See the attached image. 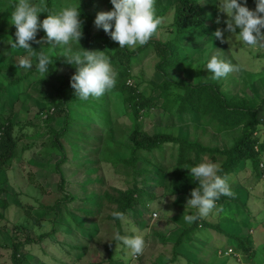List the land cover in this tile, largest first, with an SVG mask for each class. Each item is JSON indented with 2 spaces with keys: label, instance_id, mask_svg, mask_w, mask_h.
<instances>
[{
  "label": "trees",
  "instance_id": "trees-1",
  "mask_svg": "<svg viewBox=\"0 0 264 264\" xmlns=\"http://www.w3.org/2000/svg\"><path fill=\"white\" fill-rule=\"evenodd\" d=\"M118 4L129 26L144 36V44L134 50L127 49L123 42L111 39L109 35L93 32L94 14L88 9L87 2H82L74 9L57 12L53 0H47L46 16L58 18L65 28L79 33V40L83 46L75 49L76 51L72 50L76 57L78 55L76 53H82L73 67L74 76L71 74L68 79L61 81L53 94L44 96L43 106L34 105L36 107L34 116L39 123L45 124L62 118L60 128L48 127V133L51 135L50 144L61 154L56 163V170L62 175L60 189H63L66 181L62 165L70 159V151L71 158L79 167L84 166L88 173L82 181L84 186L94 182L105 185V180L101 176H91L98 170L94 166L96 158L91 157V152L98 158L102 154L103 159L107 160L105 154L109 148H112L114 156L108 158V161L122 174L130 175L131 179L126 181L127 184L123 188H103L98 191L86 188L82 198L84 204L76 208H71L69 202L79 197L67 192L63 199L51 206V209L56 213L54 220L59 215L58 210L63 209L67 228L70 230H62L53 220L50 231H44L35 237L25 231V225H16L15 228L21 235L16 234L7 247L10 250L11 263L32 264L33 255H30L27 246L38 244L44 248L43 245L48 242H59L58 249L67 256L85 255L91 241L99 232L101 220L103 226L106 227L108 224L113 232H118L119 235L124 231L122 219L133 208L142 207L148 211L150 203L157 198L156 192L150 190L148 186L152 180H149V176L156 173L155 169H159L162 173L160 175L162 182L159 184L164 195H188L192 192L197 195L194 220L179 233L174 241L173 256L163 264H179L181 260L178 255L185 259L186 264H206L201 261L202 257H199L200 261L191 258L186 253L190 249L178 252V248L182 244L183 246L195 244L199 238L206 242L213 238L210 237V230L224 232L230 240L227 248L231 247L247 262L264 264V250L259 251L251 234L229 233L221 222L207 219L200 210L207 208L211 215L221 213L222 210H226L229 216L235 213L245 214L249 217V227H253L255 223L264 225V221H260L253 214V208L250 206V202L262 203L264 206V191L261 194H254L247 190L258 184L264 187V140H261L259 135L264 128V98L254 107L246 96L223 92L222 86L217 82L199 77L196 81L189 82L173 75L183 60L181 50L184 39L188 36L194 38L208 34L207 28L211 19L199 0L176 1L175 19L170 24L172 36L165 41L157 35L161 21L171 6H164L162 0H118ZM236 30L251 34L246 30L237 28ZM2 37L8 38V34H0V39ZM30 42L37 51H42L44 43L39 37L32 38ZM114 43L117 45L115 51H112ZM148 48H152L157 57L155 69L160 80L155 87L159 90L160 103L144 93L140 82L132 83L130 79L131 61ZM106 54L111 56L110 60L105 57ZM96 55H101V58L105 59L104 70L97 76L95 73L99 65L95 61ZM108 67L113 68L114 74L119 73L117 79H112ZM36 72L49 74L46 65H39ZM29 74L19 75L9 83H22ZM81 87L88 89L90 94ZM79 88L81 92H77L78 97L75 94L73 100L66 98L67 91ZM109 91L119 93L122 97V104L126 110L124 114L129 116V123L120 122L119 116L110 110L111 104L107 101ZM32 105L33 103L29 104L31 110ZM155 108H160L164 114L183 115L184 118L190 116L192 120L194 119L192 123L194 134L183 137L173 133L172 129L155 132L145 130L142 127V120ZM100 122L105 123L106 130L104 128L101 130L96 125ZM117 123H120V132L126 137L122 141L116 138L117 133L114 131ZM15 125L11 114L5 118L0 116V173L8 170L12 161L19 155V139L14 136ZM40 126L35 125L36 129ZM212 132L232 133L230 145L220 147L205 143V138ZM167 145H170L171 150L170 163L163 160ZM29 147L27 145L23 148ZM88 147H94V150L87 152ZM142 161L151 166H139ZM204 164H218L212 176H203ZM233 176L237 182L229 187L228 182L232 181ZM239 186L246 190L245 197L239 192ZM2 192L4 190L0 187V196ZM7 204V200L0 197V207H6ZM263 211L264 207L260 211L261 214ZM25 212L37 223L41 222L40 217H37L30 207H27ZM105 213L104 218L100 217ZM84 231L89 234L83 235ZM203 231L208 232V235H204ZM58 233L69 235L72 241L57 239ZM118 235L111 242H106L105 248L108 252L106 264H116L112 247L121 245L122 240ZM197 245L202 248L207 246ZM122 248V255H127L125 245ZM227 248H223L221 253L216 251L215 257L225 255ZM208 256L209 254L206 255ZM234 257L238 259L237 256ZM224 260H227V257ZM92 264L102 262L93 261Z\"/></svg>",
  "mask_w": 264,
  "mask_h": 264
},
{
  "label": "rangeland",
  "instance_id": "rangeland-1",
  "mask_svg": "<svg viewBox=\"0 0 264 264\" xmlns=\"http://www.w3.org/2000/svg\"><path fill=\"white\" fill-rule=\"evenodd\" d=\"M176 1L162 0L164 6H171L161 21V28L157 35L164 41L172 36L170 24L175 19ZM199 1L205 6L211 19L207 28L208 34L204 37L188 36L184 39L183 52L181 50L183 60L173 75L189 82L196 81L198 77L217 82L222 86L223 92L246 96L250 104L255 107L264 98V0ZM82 2H87L88 9L94 14V33L109 35L111 39L123 42L129 50L144 44V36L137 29L129 26L118 0H53V5L58 12L74 9ZM46 4L47 0H0V34H8V38L0 39V116L1 118L10 114L13 116L16 124L14 136L19 139L20 148L19 155L12 161L11 167L0 173V187L4 190L0 197L8 202L6 207H0V262L4 264H12L9 257L10 250L7 247L16 234L21 235V232H17L16 225H25V231L36 237L52 229L56 213L51 206L63 199L67 192L79 197L69 202L71 208H76L84 204L82 198L86 188L97 191L103 188H123L127 184L126 181L131 179L130 175L122 174L108 161V158L114 156L112 148H109L105 154L107 160L103 159L102 154L98 158L91 152V157L96 158L94 166L98 168L91 176H101L105 180V185L94 182L84 186L82 181L88 173L84 166L79 167L71 158L70 151V159L62 165L65 169L66 181L63 189L59 188L62 175L56 170V163L61 158V154L50 144L51 135L48 133V127L60 128L62 118L49 124L39 123L34 116L36 111L34 105L43 106L42 98L53 94L60 82L69 78L82 54L75 52L78 54L76 57L72 50L82 47L83 43L79 40V33L65 28L58 18L46 16ZM236 28L251 34L241 33ZM35 37L43 41L42 51H37L30 42ZM115 45L117 43H114L112 51H115ZM105 57L108 60L111 59L108 54ZM103 59L101 55H96L95 61L99 65L96 76L104 70ZM156 61V53L152 48L134 57L131 61L130 79L132 83L140 82L144 93L160 103L159 90L155 87L160 80L155 69ZM39 65H46L49 74L37 73L36 69ZM108 68L112 79H117L119 73L114 74L113 68ZM27 73L30 74L22 83H9L15 77ZM81 88L90 94L88 89ZM81 88L67 91L66 98L73 100L76 97L75 94L78 97L77 92H81ZM108 93H110L107 97V101L111 104L110 110L119 116L120 122L129 123L130 119L127 114H124L126 110L120 94L114 91ZM31 103H33L32 110L29 106ZM193 120L190 116L184 118L183 115L164 114L160 108H155L144 117L142 127L149 132L172 129L173 133L188 137L194 134ZM36 124L41 125L39 129H36ZM119 124L114 126V131L119 134H116V138L122 141L126 137L120 132ZM96 125L101 130L107 128L102 122ZM259 135L261 140H264V128ZM232 138V133L212 132L211 135L210 133L207 135L204 142L225 147L230 145ZM27 145L30 147L24 149L23 147ZM169 146L167 145L164 150L165 163L171 161ZM88 148L87 152L94 150V147ZM143 165L151 166L143 161L139 163V166ZM217 166L218 164H204L203 176H212ZM155 170L156 173L149 176V180H152L148 188L156 192L157 198L150 203L148 211L142 207L133 208L122 219L124 226L122 233L118 235V232H113L108 224L106 227L103 226L101 220L99 232L91 241L85 255L67 256L58 249L59 242H48L43 245L44 248L33 244L27 246V249H30V255L34 256L31 258L32 264H62L61 261L72 264H92L93 261H98L106 264L105 259L108 256L106 242H111L117 235L121 237L122 242L121 245L112 247L116 264L165 263L173 256L174 241L179 233L194 220L197 195L195 192L188 195H164L160 186L162 173L159 169ZM252 180L255 181L254 178ZM236 182L237 179L233 176L232 181L228 182L229 187ZM239 190L243 197L247 195L242 186H239ZM247 190L254 194H261L264 187L258 184ZM250 206L253 208V214L260 221H264V211L262 214L260 212L264 207L262 203L250 202ZM27 207L40 217V223L28 217L25 212ZM200 210L207 219L221 222L223 228L229 233L251 234L259 251L264 250V225H255V223L253 227H249V217L245 214L235 213L229 216L226 210L221 209L223 212L211 215L207 208H200ZM58 211L59 215L56 216L55 223L62 230H70L67 228L63 209ZM105 215L106 213L101 214L100 217L104 218ZM210 231V237L213 238L206 242L202 241V238L196 241L197 244L207 245L206 247H198L196 243L184 246L182 244L178 252L190 249L186 251L189 256L192 252L195 253V257L190 256L191 258L200 261L199 257H202L201 261L206 264H251L242 256L240 259L229 255L215 257L216 251L227 248L230 240L224 232ZM202 233L208 235V232ZM86 234L89 232L84 231L83 235ZM57 239L72 241L71 237L64 233H58ZM124 245L127 255H122L121 252ZM208 254L209 256L206 257ZM226 257L227 260H224ZM178 258L181 260L179 264H186L181 255H178Z\"/></svg>",
  "mask_w": 264,
  "mask_h": 264
},
{
  "label": "clouds",
  "instance_id": "clouds-1",
  "mask_svg": "<svg viewBox=\"0 0 264 264\" xmlns=\"http://www.w3.org/2000/svg\"><path fill=\"white\" fill-rule=\"evenodd\" d=\"M229 249H232V248H231V247L227 248L226 251H225V255H230V254H232L233 256H237L238 259H240V256H239L238 253L234 252L233 249H232V251H229ZM221 250H222V249H221ZM221 250H219V253H221ZM190 256L195 257V256H193V255H190Z\"/></svg>",
  "mask_w": 264,
  "mask_h": 264
},
{
  "label": "built area",
  "instance_id": "built-area-1",
  "mask_svg": "<svg viewBox=\"0 0 264 264\" xmlns=\"http://www.w3.org/2000/svg\"><path fill=\"white\" fill-rule=\"evenodd\" d=\"M154 216H156V213H154ZM229 251H232V249H229Z\"/></svg>",
  "mask_w": 264,
  "mask_h": 264
},
{
  "label": "crops",
  "instance_id": "crops-1",
  "mask_svg": "<svg viewBox=\"0 0 264 264\" xmlns=\"http://www.w3.org/2000/svg\"><path fill=\"white\" fill-rule=\"evenodd\" d=\"M194 253L192 252V255H193Z\"/></svg>",
  "mask_w": 264,
  "mask_h": 264
}]
</instances>
